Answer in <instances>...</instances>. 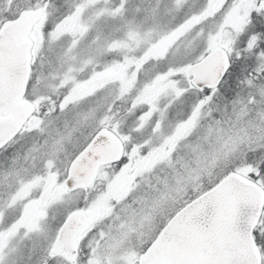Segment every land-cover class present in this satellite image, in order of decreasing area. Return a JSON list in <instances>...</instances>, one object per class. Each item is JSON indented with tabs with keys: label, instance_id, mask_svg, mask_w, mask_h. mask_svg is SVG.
<instances>
[{
	"label": "snow or ice",
	"instance_id": "snow-or-ice-1",
	"mask_svg": "<svg viewBox=\"0 0 264 264\" xmlns=\"http://www.w3.org/2000/svg\"><path fill=\"white\" fill-rule=\"evenodd\" d=\"M0 264H264V0H0Z\"/></svg>",
	"mask_w": 264,
	"mask_h": 264
}]
</instances>
